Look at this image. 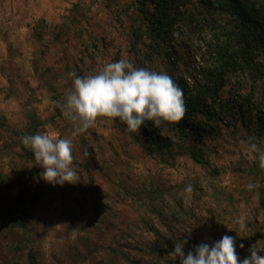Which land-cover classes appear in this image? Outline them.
Returning a JSON list of instances; mask_svg holds the SVG:
<instances>
[{
  "label": "rangeland",
  "instance_id": "374dc122",
  "mask_svg": "<svg viewBox=\"0 0 264 264\" xmlns=\"http://www.w3.org/2000/svg\"><path fill=\"white\" fill-rule=\"evenodd\" d=\"M140 7L153 13L139 0H0V264H30L29 252L36 264H180L170 255L175 242L187 239V255L224 235L235 237L241 259L252 245L264 255V130L252 119L264 116V55L259 83L240 74L208 94L211 112L198 116L205 133L196 144L206 166L190 157L192 142L182 143L172 122L159 126L173 143L166 146L98 117L74 140V185L45 182L21 142L46 131L71 136L61 107L70 74H96L120 58L157 72L181 61L174 42L165 57L149 37Z\"/></svg>",
  "mask_w": 264,
  "mask_h": 264
},
{
  "label": "trees",
  "instance_id": "16d2710c",
  "mask_svg": "<svg viewBox=\"0 0 264 264\" xmlns=\"http://www.w3.org/2000/svg\"><path fill=\"white\" fill-rule=\"evenodd\" d=\"M139 1L142 4L149 1L153 10V13H149L140 7L143 18L150 26L149 37L158 45H163L161 52L165 57H173V49H168L170 41L175 43L176 52L180 54L181 61L176 59L165 68V72L183 90L186 104L184 119L172 122L171 128L183 139L182 143L190 139L192 143L186 147L187 153L196 163L206 166L208 162L196 144L205 133L198 116L211 112L208 94L212 91L218 93L227 85H232V79L240 74L249 76L253 84L262 79L259 56L264 55V0ZM207 31L211 33L208 42L204 43L202 38L195 41V35L201 36ZM198 52H201L202 63L197 69L194 62L199 57ZM185 73L193 77L192 84ZM249 105H252L251 102ZM243 108L242 104L240 112H243ZM248 112L252 111L249 109ZM252 119L263 132L264 116L257 113L255 117L252 114ZM140 130L152 143L173 144L163 137L162 127H155L150 121ZM29 260L30 264H36L31 252Z\"/></svg>",
  "mask_w": 264,
  "mask_h": 264
},
{
  "label": "clouds",
  "instance_id": "9594fccd",
  "mask_svg": "<svg viewBox=\"0 0 264 264\" xmlns=\"http://www.w3.org/2000/svg\"><path fill=\"white\" fill-rule=\"evenodd\" d=\"M74 76L72 86L65 90L62 109L72 122V133L67 138H54L46 133L25 135L22 143L30 147L40 165V177L51 185L76 184L79 174L73 166V145L75 138L90 127L98 117L118 120L130 132L138 131L146 122L159 127L163 122H180L186 113L183 90L166 72L136 67L125 58L106 63L96 74ZM256 149L255 144H251ZM85 151H87L85 149ZM258 161L264 169V151H259ZM252 190L255 185H246ZM184 191L193 192L188 184ZM236 223L243 230L245 217L239 215ZM187 239L175 242L173 257H179L180 264H264V255H258L256 245L249 247V256L240 258L237 254L235 237L224 235L211 243H200L185 255ZM243 249L244 245H239Z\"/></svg>",
  "mask_w": 264,
  "mask_h": 264
},
{
  "label": "built area",
  "instance_id": "2783aa9c",
  "mask_svg": "<svg viewBox=\"0 0 264 264\" xmlns=\"http://www.w3.org/2000/svg\"><path fill=\"white\" fill-rule=\"evenodd\" d=\"M44 133H46V134H49V135H51V133L50 132H44ZM52 136V135H51ZM54 138H59V135H58V133H55V135H54Z\"/></svg>",
  "mask_w": 264,
  "mask_h": 264
}]
</instances>
